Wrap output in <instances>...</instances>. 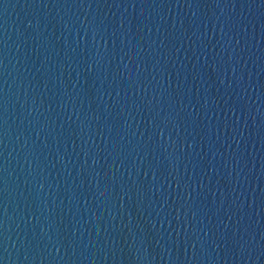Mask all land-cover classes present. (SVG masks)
I'll return each mask as SVG.
<instances>
[{"label":"water","instance_id":"obj_1","mask_svg":"<svg viewBox=\"0 0 264 264\" xmlns=\"http://www.w3.org/2000/svg\"><path fill=\"white\" fill-rule=\"evenodd\" d=\"M0 264H264V0H0Z\"/></svg>","mask_w":264,"mask_h":264}]
</instances>
